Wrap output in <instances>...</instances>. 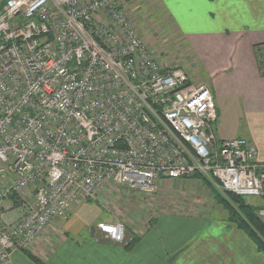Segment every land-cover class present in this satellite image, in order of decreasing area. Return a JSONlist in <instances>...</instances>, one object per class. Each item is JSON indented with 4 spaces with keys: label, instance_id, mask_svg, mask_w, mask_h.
Instances as JSON below:
<instances>
[{
    "label": "built area",
    "instance_id": "obj_1",
    "mask_svg": "<svg viewBox=\"0 0 264 264\" xmlns=\"http://www.w3.org/2000/svg\"><path fill=\"white\" fill-rule=\"evenodd\" d=\"M125 1L0 3V264L112 183L155 193L161 178L203 176L264 198L256 146L218 136L212 87L163 65ZM21 190L32 197L6 223ZM98 229L126 244L123 222Z\"/></svg>",
    "mask_w": 264,
    "mask_h": 264
},
{
    "label": "crops",
    "instance_id": "obj_2",
    "mask_svg": "<svg viewBox=\"0 0 264 264\" xmlns=\"http://www.w3.org/2000/svg\"><path fill=\"white\" fill-rule=\"evenodd\" d=\"M261 1L231 6L232 14L255 24L248 31L231 26L230 35L206 41V71L217 105L218 136L249 139L264 161V75L253 49L264 41ZM197 177L161 178L154 194L135 202L143 214L131 218L112 209L102 190L97 201L74 204L67 220L51 222L27 253L14 250L12 264H37L28 253L45 264H264V252ZM13 213L3 221L19 219ZM116 221L125 225L126 242L139 237L132 248L112 242L98 229L100 222Z\"/></svg>",
    "mask_w": 264,
    "mask_h": 264
},
{
    "label": "rangeland",
    "instance_id": "obj_3",
    "mask_svg": "<svg viewBox=\"0 0 264 264\" xmlns=\"http://www.w3.org/2000/svg\"><path fill=\"white\" fill-rule=\"evenodd\" d=\"M81 1L87 3L91 0ZM2 2L3 0H0L1 4ZM261 2L262 14L258 22L264 24V0ZM125 4L138 33L159 61L163 65L182 66L198 84L211 85V79L206 71L208 65L206 41L217 38L219 34L230 35L231 26L248 31L255 24L246 18L242 19L237 12L236 14L231 13L230 8L232 7L236 9L247 7L243 0H126ZM257 45L264 46V41L254 44V54ZM257 50L258 54L264 58V47ZM258 54H255L256 60ZM219 100L221 102L222 98ZM226 113L225 110V115ZM227 126L230 127V123ZM197 178L213 192L216 204L227 211L231 217L232 211L226 203H229L233 209H238L233 194L221 188L215 180L203 176ZM104 192L110 204L112 203V209L118 212L125 211L123 213L125 218H131L130 214L142 215L143 210H138L135 202L145 200L143 195L154 194L130 190L115 183L108 185V189ZM20 193L16 196H20L19 199L22 201L28 200L27 195L32 197L28 190H21ZM243 200L251 206L264 224L258 213L264 207V198L246 197ZM4 203L2 209L4 217L7 218L10 212H14L17 216L20 215L21 205V207L16 206L11 198ZM104 215L107 216L109 213L105 211Z\"/></svg>",
    "mask_w": 264,
    "mask_h": 264
},
{
    "label": "trees",
    "instance_id": "obj_4",
    "mask_svg": "<svg viewBox=\"0 0 264 264\" xmlns=\"http://www.w3.org/2000/svg\"><path fill=\"white\" fill-rule=\"evenodd\" d=\"M3 3V2H2ZM264 47L257 45L255 47V54H258L257 52L258 48ZM258 60V66L260 68L261 74L264 75V58H262L259 54L257 55ZM234 200L237 202L238 209L235 210L231 206H229V203H226L227 207L230 208L232 211L231 219L234 221L242 230H244L247 235L255 242L257 247L264 252V224L261 222V220L257 217L254 210L244 202V198L241 196L234 195ZM11 199L15 203L16 206L21 205V200L16 195L11 196ZM89 202H92V200H89ZM139 240V237H134L129 242H126V247L132 248L135 243ZM26 253L28 252L26 249H24ZM28 255L37 263V264H45L41 260H39L34 255L28 253Z\"/></svg>",
    "mask_w": 264,
    "mask_h": 264
}]
</instances>
